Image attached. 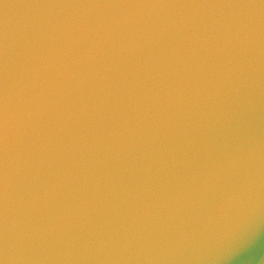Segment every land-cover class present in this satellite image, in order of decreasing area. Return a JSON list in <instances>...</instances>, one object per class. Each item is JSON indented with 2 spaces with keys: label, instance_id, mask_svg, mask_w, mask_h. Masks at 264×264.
Returning <instances> with one entry per match:
<instances>
[{
  "label": "clouds",
  "instance_id": "1",
  "mask_svg": "<svg viewBox=\"0 0 264 264\" xmlns=\"http://www.w3.org/2000/svg\"><path fill=\"white\" fill-rule=\"evenodd\" d=\"M264 0H0V264H178L264 220Z\"/></svg>",
  "mask_w": 264,
  "mask_h": 264
},
{
  "label": "water",
  "instance_id": "2",
  "mask_svg": "<svg viewBox=\"0 0 264 264\" xmlns=\"http://www.w3.org/2000/svg\"><path fill=\"white\" fill-rule=\"evenodd\" d=\"M197 248L198 259L178 264H264V220L223 225Z\"/></svg>",
  "mask_w": 264,
  "mask_h": 264
}]
</instances>
